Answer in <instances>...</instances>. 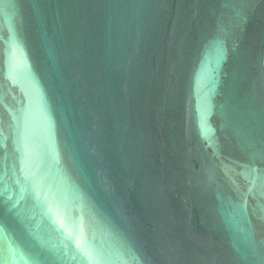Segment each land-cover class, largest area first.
Listing matches in <instances>:
<instances>
[{"label":"water","instance_id":"1","mask_svg":"<svg viewBox=\"0 0 264 264\" xmlns=\"http://www.w3.org/2000/svg\"><path fill=\"white\" fill-rule=\"evenodd\" d=\"M0 264H264V0H0Z\"/></svg>","mask_w":264,"mask_h":264}]
</instances>
